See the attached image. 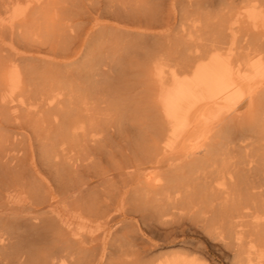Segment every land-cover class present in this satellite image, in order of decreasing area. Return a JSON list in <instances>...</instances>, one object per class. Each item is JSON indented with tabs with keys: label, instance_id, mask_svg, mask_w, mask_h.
Returning <instances> with one entry per match:
<instances>
[{
	"label": "rangeland",
	"instance_id": "1",
	"mask_svg": "<svg viewBox=\"0 0 264 264\" xmlns=\"http://www.w3.org/2000/svg\"><path fill=\"white\" fill-rule=\"evenodd\" d=\"M251 14L250 5L242 0H0V77L14 86L18 71L24 74L26 66L32 65L72 83V92L67 91L65 100L49 111L43 106L14 114L0 103V125L20 124L16 137L28 153L38 152L49 136L51 119L56 117L67 130L69 156L79 165L75 171L90 187L63 219L72 241L97 238L96 264L117 260L114 252L102 256L113 232L102 221L119 213L124 191L137 188L122 187L128 180L124 172L104 184L97 174L128 157L141 159L135 133L123 132L115 123L117 105L123 102L134 112L154 109L174 117V126L182 129L189 114L209 109L214 97L222 105L237 107L226 121L234 131L233 139L224 138L222 129L209 146L219 156L213 172L217 186L188 187L173 195L195 191L197 203L192 210H196L213 190L217 196L212 209L224 205L243 215L225 229L202 223L192 213L169 226L154 222L146 226L134 216H120L117 224L132 225L142 259L153 264H264V82L249 99L247 90L257 78L238 84L229 74L243 40L250 34H264V13ZM192 135L178 145L180 152L194 143ZM208 151L179 163L177 171L192 161L201 166ZM155 189L161 190L150 187ZM108 198L114 211L101 219L91 215V203Z\"/></svg>",
	"mask_w": 264,
	"mask_h": 264
},
{
	"label": "bare ground",
	"instance_id": "2",
	"mask_svg": "<svg viewBox=\"0 0 264 264\" xmlns=\"http://www.w3.org/2000/svg\"><path fill=\"white\" fill-rule=\"evenodd\" d=\"M242 1L250 5L251 15L263 16L264 0ZM47 38L49 39V36ZM229 74L232 82L238 84H249L256 77L257 81L247 90L249 99L255 96L257 87L264 82V34H250L243 40L242 52L234 61ZM16 77L17 84L14 86L0 77V103L3 108L14 114L19 111L35 112L43 106H46L48 111L52 110L65 100L67 91L72 92V83L68 79L61 78L58 73L40 71L32 65L26 66L24 74L18 71ZM235 107L236 105H222L216 102L214 97L209 109L200 110L197 114H189L183 123L184 127L177 129L174 126V117L159 115L154 109L142 111L140 109L134 112L135 110L132 111V108L123 102L117 105L115 123L119 130L135 133L141 159L138 161V158L128 157L124 163H114L113 168L104 167L97 174L100 182L104 184L105 181H111L113 176L124 172L128 180L122 187H137L131 192L124 191L122 193L124 203L119 213L102 221L105 227L113 229L108 251L105 255L101 253L105 257L112 252L116 253L117 260L111 264H153L149 260L142 259L137 247L138 237L132 225L117 224L120 216L141 218L146 226H149L150 222L169 226L176 219L185 218L192 213L198 219L200 217L202 223L225 229L234 219L243 215L244 212L230 211L224 205L212 209V199L217 196V192L213 190L210 191L209 196L200 201V207L196 210H192L197 203L195 191H184L173 195L180 189H189L188 187L217 186L218 181L213 177V172L219 156L215 151L212 152L209 146L213 143L216 133L222 129H224V138L228 141L230 138L233 139L234 131L231 133L232 129L226 121L237 108ZM58 111L65 113L60 107ZM51 120L54 124L49 136L40 143L38 152L30 149L29 153L23 150L25 144L23 140L16 137L22 128L20 124L0 125V264H96L98 262L97 247L100 243L97 238L72 241L64 223V215L68 211H74V206L79 204L90 184L75 171L79 165H75L71 161L73 157L69 156L67 146L70 141L69 133L59 125L56 117ZM2 131H10L15 135L6 136L1 133ZM192 134L195 138L194 143L186 152H180L178 145L188 141ZM99 151L103 153L102 147ZM207 151L209 156L201 166L197 167L195 161H192L191 166L177 171L179 163H187ZM149 168L157 169V172L152 174L154 170ZM222 180H225L224 176ZM150 187L161 190H150ZM99 198L95 200L98 201ZM95 202L91 203L90 213L99 219L102 215L107 217L114 211L110 198ZM262 220L264 221V218ZM154 227H157L156 224ZM155 253L157 255V252Z\"/></svg>",
	"mask_w": 264,
	"mask_h": 264
}]
</instances>
